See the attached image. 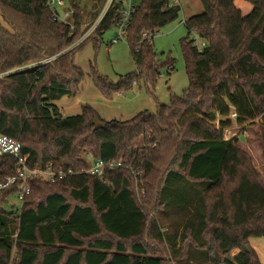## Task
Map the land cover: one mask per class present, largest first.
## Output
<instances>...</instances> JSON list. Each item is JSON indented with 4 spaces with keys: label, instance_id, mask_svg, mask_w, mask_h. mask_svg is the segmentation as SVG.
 Segmentation results:
<instances>
[{
    "label": "trees",
    "instance_id": "trees-1",
    "mask_svg": "<svg viewBox=\"0 0 264 264\" xmlns=\"http://www.w3.org/2000/svg\"><path fill=\"white\" fill-rule=\"evenodd\" d=\"M247 1L254 9L243 15L235 0H201L204 12L186 18L188 34L181 39L189 77L184 94L154 113L107 121L91 106L64 116L57 101L78 93L85 76L74 61L77 47L92 42L97 48L122 2L110 6L76 50L65 52L90 25L78 2L69 0L72 30L53 18L47 0H0V73L10 71L0 77V131L22 143L31 166L76 172L56 182L32 180L17 214L3 206L7 193L0 195V264H171L152 251V242L174 239L145 209L166 203L192 211L183 218L187 234L183 254L175 251L178 264H259L247 243L264 237V181L240 148V136L225 139L222 131L233 112L238 124L264 117V0ZM170 3L140 0L126 35L138 70L117 85L95 71L107 98L142 79L154 87L161 71L153 36L181 11ZM166 65L173 69V59ZM95 116L105 128L94 129ZM86 151L129 169L109 171L103 180L84 173ZM15 163L0 157L1 181L14 174ZM136 177L144 180L143 203ZM184 178L208 182L198 201L196 185L177 184Z\"/></svg>",
    "mask_w": 264,
    "mask_h": 264
},
{
    "label": "rangeland",
    "instance_id": "rangeland-1",
    "mask_svg": "<svg viewBox=\"0 0 264 264\" xmlns=\"http://www.w3.org/2000/svg\"><path fill=\"white\" fill-rule=\"evenodd\" d=\"M75 1L80 4L81 17L83 20L89 21L88 24H92L98 18H95L98 10L102 13L109 2V0ZM171 1L176 3V0ZM179 4L181 6L179 17L157 30L152 39L153 48L157 53V60L160 62L158 69L161 71L154 87H148L145 80L142 79L139 82H135L133 87L123 88L119 92H114L112 98H107L96 85L94 80L95 71L99 75L108 78L111 83L117 85L120 83L122 77L138 70L127 39L122 38L117 42H113L114 37L117 35V30L114 26L104 33L103 39L97 48L92 42L87 43L81 48L80 43L82 41H76L71 47L67 48L65 52L69 50L74 51L73 48L80 45V47H77L78 52L74 57V61L84 72L85 78L79 84V91L76 95L73 97H63L57 101L63 115H78L83 112L85 106H91L97 111L101 119L124 121L133 118L143 110L154 113L157 111L159 104H170L173 95H183L189 85L186 62L181 46V39L188 34L184 20L189 16L202 14L204 6L201 0H179ZM235 5L241 10L243 15L250 14L254 9V5L247 0H235ZM194 36L195 34H192V37ZM144 37L149 36L145 35ZM197 40L201 46L202 39L197 36ZM168 59H173V69H170V66L166 65ZM9 72L0 73V77L5 76ZM233 113L229 117L232 124L222 130L223 136L225 139L240 136V148L251 157L264 181V117L260 116L254 122L238 124L235 122L236 119ZM217 119V122H219L221 117L218 115ZM83 155L87 162L95 158L91 152L86 151ZM136 179V194L139 201L143 203L142 194L144 193V188H141L140 185H144V180H139L137 177ZM185 180L188 183L181 179L177 184L183 187H189L187 184L190 186L196 185L197 189H193V191L200 190L195 195L196 201H198L201 191L203 194L208 182ZM11 201L16 202V198H12ZM168 204L166 203L165 207L160 206L157 210L152 209V206L145 208L147 209L149 218H158L162 222L165 233L174 239L172 242L168 241L167 243L152 242L153 246H151L153 247L152 251L155 253L162 252L169 258L171 264H178L175 251H179V256L184 252L181 250V244L183 236L187 233L184 229L185 220L183 218L191 210L181 211L176 208L171 209ZM3 206L6 208L10 207L7 204H3ZM188 239H190V236ZM188 239H186L185 243H187ZM247 245L257 256L259 264H264V237H252L249 239ZM197 263L202 262L198 260L195 264Z\"/></svg>",
    "mask_w": 264,
    "mask_h": 264
},
{
    "label": "built area",
    "instance_id": "built-area-1",
    "mask_svg": "<svg viewBox=\"0 0 264 264\" xmlns=\"http://www.w3.org/2000/svg\"><path fill=\"white\" fill-rule=\"evenodd\" d=\"M115 1L116 0H109L104 11L100 13L98 18L88 26L86 32L78 40L79 42L85 40L93 33L110 6ZM119 1L122 2V8L115 22L114 27L117 30V35L114 37L113 42L126 38L129 24L131 23L140 3V0ZM172 4L173 3H170L169 5ZM47 5L51 7L53 11V18L55 20L71 24V29L73 30L75 9L71 6L69 0H47ZM194 34L195 36L193 38L195 39V45L201 47L202 45L200 46L197 40V34ZM49 60L50 58L45 59L34 64V66ZM233 115L236 117L235 112ZM1 156H11L16 160L14 174L7 176L5 180H0V195L7 193L6 201L2 203L10 205L11 209L15 211L16 214L22 209L25 198L31 192L32 180L36 179L45 182H56L76 173L72 169L69 171L56 170L51 165H47L46 167L40 165L31 166L29 164L28 154H24L22 152V143L18 139L0 131V157ZM119 168L129 169V166L122 160H104L101 158H93L90 162H88V166L84 168L82 172L97 176L103 180L107 172ZM12 198H16V202H12Z\"/></svg>",
    "mask_w": 264,
    "mask_h": 264
},
{
    "label": "water",
    "instance_id": "water-1",
    "mask_svg": "<svg viewBox=\"0 0 264 264\" xmlns=\"http://www.w3.org/2000/svg\"><path fill=\"white\" fill-rule=\"evenodd\" d=\"M92 122L94 124V129L105 128L107 125L105 121L99 119L97 116L93 118Z\"/></svg>",
    "mask_w": 264,
    "mask_h": 264
},
{
    "label": "crops",
    "instance_id": "crops-1",
    "mask_svg": "<svg viewBox=\"0 0 264 264\" xmlns=\"http://www.w3.org/2000/svg\"><path fill=\"white\" fill-rule=\"evenodd\" d=\"M171 3H175V2H173V1H171ZM175 4H179V0H176V3ZM184 22H185V20H184Z\"/></svg>",
    "mask_w": 264,
    "mask_h": 264
}]
</instances>
